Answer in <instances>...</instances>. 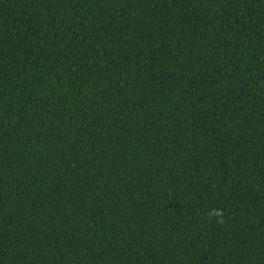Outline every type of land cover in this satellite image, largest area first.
<instances>
[{"label":"trees","instance_id":"obj_1","mask_svg":"<svg viewBox=\"0 0 264 264\" xmlns=\"http://www.w3.org/2000/svg\"><path fill=\"white\" fill-rule=\"evenodd\" d=\"M0 264H264V0H0Z\"/></svg>","mask_w":264,"mask_h":264},{"label":"clouds","instance_id":"obj_2","mask_svg":"<svg viewBox=\"0 0 264 264\" xmlns=\"http://www.w3.org/2000/svg\"><path fill=\"white\" fill-rule=\"evenodd\" d=\"M216 215H219V213H216Z\"/></svg>","mask_w":264,"mask_h":264}]
</instances>
